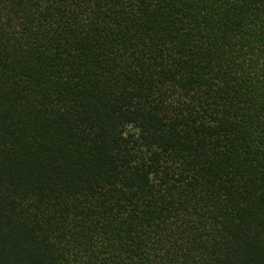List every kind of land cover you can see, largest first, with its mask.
Listing matches in <instances>:
<instances>
[{
  "label": "trees",
  "instance_id": "trees-1",
  "mask_svg": "<svg viewBox=\"0 0 264 264\" xmlns=\"http://www.w3.org/2000/svg\"><path fill=\"white\" fill-rule=\"evenodd\" d=\"M0 264H264V0H0Z\"/></svg>",
  "mask_w": 264,
  "mask_h": 264
}]
</instances>
